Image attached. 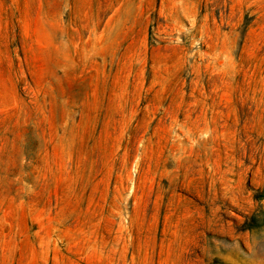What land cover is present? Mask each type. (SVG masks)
<instances>
[{"label": "rangeland", "instance_id": "1", "mask_svg": "<svg viewBox=\"0 0 264 264\" xmlns=\"http://www.w3.org/2000/svg\"><path fill=\"white\" fill-rule=\"evenodd\" d=\"M0 264H264V0H0Z\"/></svg>", "mask_w": 264, "mask_h": 264}]
</instances>
